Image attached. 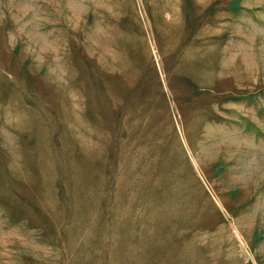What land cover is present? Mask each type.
Returning a JSON list of instances; mask_svg holds the SVG:
<instances>
[{"label": "rangeland", "instance_id": "374dc122", "mask_svg": "<svg viewBox=\"0 0 264 264\" xmlns=\"http://www.w3.org/2000/svg\"><path fill=\"white\" fill-rule=\"evenodd\" d=\"M0 264H264V0H0Z\"/></svg>", "mask_w": 264, "mask_h": 264}]
</instances>
